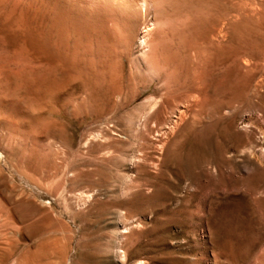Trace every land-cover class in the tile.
I'll use <instances>...</instances> for the list:
<instances>
[{
  "label": "rangeland",
  "instance_id": "rangeland-1",
  "mask_svg": "<svg viewBox=\"0 0 264 264\" xmlns=\"http://www.w3.org/2000/svg\"><path fill=\"white\" fill-rule=\"evenodd\" d=\"M145 1L0 0V264H264V0Z\"/></svg>",
  "mask_w": 264,
  "mask_h": 264
},
{
  "label": "bare ground",
  "instance_id": "bare-ground-1",
  "mask_svg": "<svg viewBox=\"0 0 264 264\" xmlns=\"http://www.w3.org/2000/svg\"><path fill=\"white\" fill-rule=\"evenodd\" d=\"M61 1H65V2H69L75 5H82V6H87L90 8L96 7V6H100V5H125L128 3H134V5H138L139 2H142V0H61ZM139 1V2H138ZM147 1V0H146ZM145 1V2H146ZM148 3V2H146ZM144 7L145 3H143ZM148 5V4H147ZM121 6V7H122ZM141 6V5H140ZM33 9V8H32ZM99 9V8H98ZM145 9V8H144ZM32 11V10H31ZM144 11V10H143ZM35 12V11H34ZM32 13V12H31ZM40 18H37V20H39ZM56 20V19H55ZM57 21V20H56ZM60 22V21H59ZM68 24V23H67ZM56 26V25H55ZM63 26V25H62ZM60 27V26H59ZM55 28V27H54ZM68 28V27H67ZM60 34V33H59ZM44 36V35H43ZM83 36V35H82ZM51 38V37H50ZM59 38V37H58ZM56 43V42H55ZM146 40H145V36L142 37L141 39V45H146ZM25 49V48H24Z\"/></svg>",
  "mask_w": 264,
  "mask_h": 264
}]
</instances>
